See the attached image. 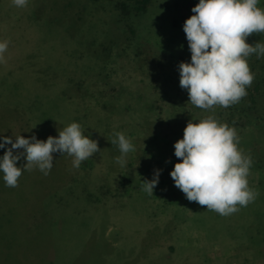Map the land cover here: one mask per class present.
Masks as SVG:
<instances>
[{"label": "rangeland", "instance_id": "rangeland-1", "mask_svg": "<svg viewBox=\"0 0 264 264\" xmlns=\"http://www.w3.org/2000/svg\"><path fill=\"white\" fill-rule=\"evenodd\" d=\"M173 3L0 0V135L44 140L77 122L98 144L78 168L57 151L47 175L22 169L15 187L0 178V264H264V55L246 58L254 79L239 102L192 105L179 85L190 51ZM209 115L235 128L252 159L255 198L229 215L189 201L169 175L184 123ZM116 132L134 146L123 166ZM157 169L151 195L142 184Z\"/></svg>", "mask_w": 264, "mask_h": 264}, {"label": "clouds", "instance_id": "clouds-1", "mask_svg": "<svg viewBox=\"0 0 264 264\" xmlns=\"http://www.w3.org/2000/svg\"><path fill=\"white\" fill-rule=\"evenodd\" d=\"M23 7L27 0H11ZM260 0H198L193 13L185 19V33L190 61L178 65L179 85L188 92L189 102L201 109L213 106L228 107L247 94L254 74L250 71L247 57L255 53L264 55V43H247L246 37L264 33V9ZM7 40H0V64L5 63ZM121 153L117 162L124 165V156L133 150L130 138L115 133ZM239 136L234 127L219 123L212 115L196 121H188L183 136L174 142V155L180 158L174 163L169 175L189 201L206 206L220 215H229L254 200L256 192L249 188L247 176L252 164L249 155L238 147ZM10 144V147H6ZM0 173L5 186L15 187L22 169L37 167L47 175L52 167L53 155L59 151L72 157V167L98 151L95 139L82 133L77 122H71L58 132L40 140L32 135H0ZM14 149L22 152L13 153ZM23 156L26 163L17 166ZM159 169L151 180H143L142 188L153 195L158 182Z\"/></svg>", "mask_w": 264, "mask_h": 264}, {"label": "trees", "instance_id": "trees-1", "mask_svg": "<svg viewBox=\"0 0 264 264\" xmlns=\"http://www.w3.org/2000/svg\"><path fill=\"white\" fill-rule=\"evenodd\" d=\"M136 3L138 4L137 9L138 10H145L146 9V4L150 0H135ZM198 3V0H174L173 3V10H174V17L172 24L174 27L179 28L182 30V25L183 22L185 21L186 18H188L190 15L193 13L191 12V8ZM183 32V30H182ZM184 37L185 33L183 32ZM186 60L189 62L190 58H186ZM186 126L184 123L183 128ZM183 131V130H181Z\"/></svg>", "mask_w": 264, "mask_h": 264}, {"label": "crops", "instance_id": "crops-1", "mask_svg": "<svg viewBox=\"0 0 264 264\" xmlns=\"http://www.w3.org/2000/svg\"><path fill=\"white\" fill-rule=\"evenodd\" d=\"M77 201L83 202V199L81 198L82 196H75ZM24 236V235H23ZM24 242H27L29 239L26 235L24 236Z\"/></svg>", "mask_w": 264, "mask_h": 264}]
</instances>
